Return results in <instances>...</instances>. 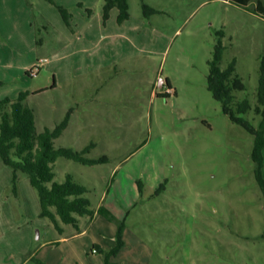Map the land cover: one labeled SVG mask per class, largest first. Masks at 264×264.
<instances>
[{
    "label": "rangeland",
    "instance_id": "374dc122",
    "mask_svg": "<svg viewBox=\"0 0 264 264\" xmlns=\"http://www.w3.org/2000/svg\"><path fill=\"white\" fill-rule=\"evenodd\" d=\"M256 1L128 0L130 17L120 24L117 8L105 19L106 0H0V102L28 93L39 133L71 112L55 148L93 144L87 157L108 159L55 163V181L71 175L95 211L78 227L60 222V232L34 214L31 197L25 216L0 158L10 172L0 170V264H105L119 224L98 215L100 207L125 224L111 264H264L255 138L208 90L221 41V69L235 62L246 87L236 101L254 108L264 52ZM244 118L261 121L253 110ZM24 179L39 206L23 174L18 191ZM30 238L38 249L28 251ZM44 242L58 244L39 248Z\"/></svg>",
    "mask_w": 264,
    "mask_h": 264
},
{
    "label": "trees",
    "instance_id": "16d2710c",
    "mask_svg": "<svg viewBox=\"0 0 264 264\" xmlns=\"http://www.w3.org/2000/svg\"><path fill=\"white\" fill-rule=\"evenodd\" d=\"M53 1V0H50ZM240 6H248L254 0H230ZM256 11L264 16V0H257ZM119 10L118 22L122 24L129 19L128 0H106L105 19L112 9ZM65 20H69V12L60 8ZM145 13H155L154 9L144 6ZM223 33L220 32L219 36ZM224 47L219 41L215 46L213 58L209 63L208 90L214 99L221 103L223 113L230 117L233 123L245 128L255 138L253 159L257 164V179L264 193V178L262 176L264 151V52L260 58V83L254 108L248 100L236 101L235 94L246 90L245 85L236 73L235 62L225 70L221 69ZM31 75V74H29ZM170 86V84H169ZM28 93H22L17 99L6 98L0 102V158L13 171V191L17 196L20 175L28 177L32 187L37 191L41 207V218L49 219L55 228L61 232L60 222L78 227L79 218H94L95 211L90 208V201L84 196L88 189L78 184L69 175L63 183L55 181L54 165L60 158H65L85 166H95L106 163V157L98 160L87 155L95 147L91 144L84 151L78 152L70 148H55L54 140L60 137L68 126L70 114L54 130L45 129L39 133L36 126L34 110L25 105ZM253 110L260 117L258 127L246 120L244 116ZM98 215L104 216L110 222L119 224L117 246L106 254L105 264H111L109 259L119 253L124 246L123 234L125 224L117 219L105 207H100ZM36 264H46L33 259Z\"/></svg>",
    "mask_w": 264,
    "mask_h": 264
},
{
    "label": "crops",
    "instance_id": "0c3cea01",
    "mask_svg": "<svg viewBox=\"0 0 264 264\" xmlns=\"http://www.w3.org/2000/svg\"><path fill=\"white\" fill-rule=\"evenodd\" d=\"M56 89V84H54L52 87H51V90H55ZM37 125V124H36ZM6 166V165H5ZM8 167V166H7ZM0 170L1 171H5L6 173L8 172L10 174V172L8 171V169H3V167L1 166V163H0ZM30 181V180H29ZM9 187V185L7 186V188ZM29 197V198H28ZM30 197L32 198L33 200V205H34V214L36 216L40 215L41 214V208H40V205L38 206V202H37V199H36V196H35V193L32 191V189L29 187V183H28V180L24 179L22 181V183L20 184V191H19V194L17 196H15L16 198V204L20 205V207L23 208L24 210V213H25V216L26 217H30L29 216V213H30V209L28 210V205H29V201H31ZM7 198V202L10 203L9 201V198L8 196H6ZM20 199V201L18 202V200ZM81 234L84 233V231L80 232ZM41 237V236H40ZM41 239V238H39ZM30 241V245L28 246V251H33V249H38L36 247V244L33 243V238L29 239ZM53 244H58V243H53ZM53 244H50V242H44V244H42L40 247H42L43 245H53Z\"/></svg>",
    "mask_w": 264,
    "mask_h": 264
},
{
    "label": "built area",
    "instance_id": "2783aa9c",
    "mask_svg": "<svg viewBox=\"0 0 264 264\" xmlns=\"http://www.w3.org/2000/svg\"><path fill=\"white\" fill-rule=\"evenodd\" d=\"M36 73H37V70H36V71L33 70V71H31L30 74H31V76H33V75H35Z\"/></svg>",
    "mask_w": 264,
    "mask_h": 264
}]
</instances>
